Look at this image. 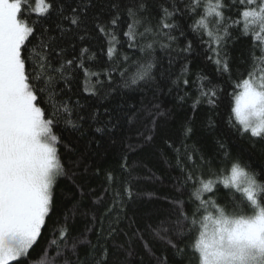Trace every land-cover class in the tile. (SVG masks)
<instances>
[{
    "label": "snow or ice",
    "instance_id": "snow-or-ice-1",
    "mask_svg": "<svg viewBox=\"0 0 264 264\" xmlns=\"http://www.w3.org/2000/svg\"><path fill=\"white\" fill-rule=\"evenodd\" d=\"M184 17L191 21L185 27L193 39L179 53H191L199 38L210 53L206 58L229 79L236 60L249 63L239 72L240 92L233 93L228 123L241 138L258 140L264 148V39L259 55L255 44L248 50L249 60L244 53L234 60L227 50L234 33L264 37V0H105L104 6L98 0H35V6L33 0H0V264H111L112 256L117 264H264V167L257 172L218 140V162L215 155H202L198 168L196 150L184 143L193 129L182 128L179 148L173 133L161 130L166 121L159 118L167 113L155 101L165 88L184 91L177 99L186 101L191 98L186 89L194 86V113L203 105L214 111L220 102L222 89L206 76L192 81L187 64L175 80L169 79L171 57L169 70L157 67L156 44L170 50L178 39L174 32L185 36L175 22ZM93 40L97 52L91 50ZM81 72L90 96L100 89L115 91L116 77L124 88L145 93L127 113L128 122L139 126L140 140L125 145L117 168H95L93 176L103 172L104 195L91 189L90 169L73 158L75 145L65 136H82L84 125L99 118V109L89 111L74 99ZM110 122L95 133L109 135ZM207 125L216 127L210 116ZM157 135L164 154L177 161L175 194L162 198L163 210L129 217L124 209L133 189L141 180H159L141 176L131 155ZM85 199L95 209L89 223L99 224L98 231L76 225ZM89 231L95 243L87 238ZM121 235L125 239L118 240Z\"/></svg>",
    "mask_w": 264,
    "mask_h": 264
},
{
    "label": "trees",
    "instance_id": "trees-1",
    "mask_svg": "<svg viewBox=\"0 0 264 264\" xmlns=\"http://www.w3.org/2000/svg\"><path fill=\"white\" fill-rule=\"evenodd\" d=\"M101 6H104L105 0H98ZM162 2V0H157ZM33 6H35V0H33ZM158 9L154 10L153 15H156ZM181 28H184L185 36H180L179 30L173 33L177 36V42L173 44L170 50H162L159 43L156 44V57L159 61L158 68L160 71L169 70V58L174 60V63L170 68V80H175L176 76L180 73L181 68L187 64L189 69V76L192 81H196L199 76H206L213 80L219 88L220 92L219 106L214 111H209L207 105H203L198 108L195 113L191 107L192 99L196 96V89L194 86L186 89L190 93L191 98L186 101H180L177 99L178 95H184V91L177 92L173 90L171 93L165 88L163 92L158 93V99L155 101L159 103L160 110L167 113L165 117L159 118L161 121L162 131H171L173 133V140L176 142V147H180V142L184 139L182 134V128L187 125L193 129L189 138L184 141L186 146L190 149H195V155L193 157L196 166L199 168L201 161L200 156H204L206 159H211L214 155L219 160L217 152V141L224 142L225 147L232 152L233 156L241 158L255 169L260 171L261 167H264V148L261 147V143L258 140H250L247 136L241 138L230 127L229 114L233 107L234 96L240 91L239 87H236L239 72L244 71L249 67V63L240 64L236 58L240 57L242 53L245 55V60H249L247 52L249 49H253L255 44L256 55H259V44L264 37L253 36H240L239 32L233 34V40H230L227 45V50L230 55L236 60L233 63V76L231 79L227 75L221 76L217 73L215 65L212 64L206 57L210 55L205 51V47L200 43L199 38H196L193 44V51L191 53H179V49L183 47L187 40H192L193 35L188 31L185 25L190 24L191 21L187 17L183 19H177L175 21ZM142 31V29H141ZM167 43V41H163ZM83 46L87 47L88 44ZM93 52L98 51V44L95 40L92 41ZM123 51L128 52L131 55V51L126 47ZM179 53V54H178ZM107 60V57H103ZM97 69H93L96 71ZM155 71V70H154ZM158 79L159 72L156 73ZM95 77L91 80L94 83ZM103 79V77H101ZM84 75L83 72L79 74V83L76 85L75 90L79 92V95L74 99H81L82 103H85L89 111L99 109V118L97 121H89L84 125V134L80 133L68 134L66 133V139L72 141L75 145L76 153L74 159L80 160L86 165L90 172L86 175L89 177L88 183L91 189L99 195H104V188L107 187L103 172L99 176H93L95 168L101 166L103 169L117 168L118 160L121 153L125 149L127 143L135 144L140 137L137 134L136 124H130L128 122L127 113L133 106L138 107L141 100L144 99L145 93L139 91H133L128 88H124L118 77L115 78L113 87L115 91L108 93V89L98 90L99 94L96 96H90L84 89ZM171 86V85H170ZM149 99H152L151 94H147ZM107 108L108 112L105 113L104 109ZM209 116L215 121L216 127L209 128L207 120ZM111 118L109 128L111 132L109 135L95 133L94 128L97 126H103V124ZM89 124L92 127H89ZM115 125V127H113ZM143 131V129H140ZM115 141V143H113ZM255 143V147L252 144ZM63 151V150H61ZM131 161L134 162V166L139 169V174L145 176L147 174H154L159 180H141L137 187L133 189L134 198L127 201L125 212L129 217L134 214L136 216L151 213L153 210H163L167 206V202L162 199L164 196H171L175 194V178L180 175L179 169L176 167L177 161L173 158L172 153L164 154V151L160 148V136L154 137V143L145 144L143 148L138 149V153L131 155ZM191 163V162H189ZM217 165L212 166V170H215ZM207 173V167L202 169ZM83 173V168L80 170ZM64 190V182L61 181L60 186L57 188V197ZM223 191V189H221ZM111 196V193L107 194ZM186 198V197H185ZM92 200H95V196H91ZM127 200V197H125ZM108 202V201H106ZM84 207H81L79 213L76 216V225L83 231L85 228H95L99 230V224L89 223L92 220L93 215L96 214L95 209L89 204V201L85 199ZM66 207L71 208V203H67ZM96 207H99L97 205ZM110 221H105L104 226L107 227ZM127 224V220L123 222L122 227ZM86 236L93 243L96 241V237L93 232H86ZM123 240L125 237L122 235L117 238ZM39 251V249H37ZM163 252V244H158L155 253L160 256ZM166 255H170V250ZM35 255V253H34ZM139 259V257H137ZM111 264H117V257H111Z\"/></svg>",
    "mask_w": 264,
    "mask_h": 264
},
{
    "label": "rangeland",
    "instance_id": "rangeland-1",
    "mask_svg": "<svg viewBox=\"0 0 264 264\" xmlns=\"http://www.w3.org/2000/svg\"><path fill=\"white\" fill-rule=\"evenodd\" d=\"M240 92V91H239ZM239 92L237 94H239ZM233 106H234V101H233Z\"/></svg>",
    "mask_w": 264,
    "mask_h": 264
}]
</instances>
